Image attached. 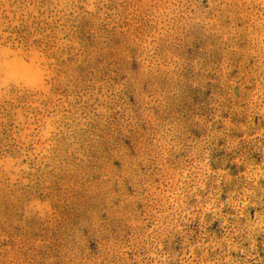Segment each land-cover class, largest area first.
I'll use <instances>...</instances> for the list:
<instances>
[{
    "label": "rangeland",
    "instance_id": "374dc122",
    "mask_svg": "<svg viewBox=\"0 0 264 264\" xmlns=\"http://www.w3.org/2000/svg\"><path fill=\"white\" fill-rule=\"evenodd\" d=\"M189 51L217 57L246 130L264 129V0H0V235H23L0 236V264H264V182L130 223L79 187L73 136Z\"/></svg>",
    "mask_w": 264,
    "mask_h": 264
},
{
    "label": "built area",
    "instance_id": "2783aa9c",
    "mask_svg": "<svg viewBox=\"0 0 264 264\" xmlns=\"http://www.w3.org/2000/svg\"><path fill=\"white\" fill-rule=\"evenodd\" d=\"M181 56L123 102L119 121L98 109L88 132L73 136L79 187L112 198L121 223L146 220L166 202L226 183L264 182V129L246 130L249 117L234 107L241 95L220 75L217 57Z\"/></svg>",
    "mask_w": 264,
    "mask_h": 264
},
{
    "label": "bare ground",
    "instance_id": "6f19581e",
    "mask_svg": "<svg viewBox=\"0 0 264 264\" xmlns=\"http://www.w3.org/2000/svg\"><path fill=\"white\" fill-rule=\"evenodd\" d=\"M192 207L193 206H192L190 199L180 201V202H173V203H170L165 208V213L166 214H174V213H178V212L181 213L182 211H186L188 209H191ZM0 236H2L3 239H5L6 241L12 243V242H15V241H18L19 239H21L23 235L16 233V232H6Z\"/></svg>",
    "mask_w": 264,
    "mask_h": 264
}]
</instances>
